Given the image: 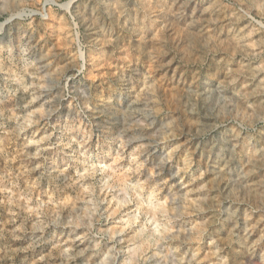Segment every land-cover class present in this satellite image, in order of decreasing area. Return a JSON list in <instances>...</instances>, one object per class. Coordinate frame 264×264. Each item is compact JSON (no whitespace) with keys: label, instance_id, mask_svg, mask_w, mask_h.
<instances>
[{"label":"rangeland","instance_id":"374dc122","mask_svg":"<svg viewBox=\"0 0 264 264\" xmlns=\"http://www.w3.org/2000/svg\"><path fill=\"white\" fill-rule=\"evenodd\" d=\"M0 264H264V0H0Z\"/></svg>","mask_w":264,"mask_h":264}]
</instances>
